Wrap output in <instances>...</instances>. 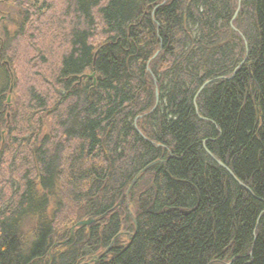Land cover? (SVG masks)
<instances>
[{
	"label": "trees",
	"instance_id": "trees-1",
	"mask_svg": "<svg viewBox=\"0 0 264 264\" xmlns=\"http://www.w3.org/2000/svg\"><path fill=\"white\" fill-rule=\"evenodd\" d=\"M40 1L0 29V264H264V0H63L24 71Z\"/></svg>",
	"mask_w": 264,
	"mask_h": 264
},
{
	"label": "rangeland",
	"instance_id": "rangeland-1",
	"mask_svg": "<svg viewBox=\"0 0 264 264\" xmlns=\"http://www.w3.org/2000/svg\"><path fill=\"white\" fill-rule=\"evenodd\" d=\"M40 2H41V4L36 7V10L38 9L39 12L42 11L41 14H39V12H38V15H44L43 19H41L42 22H39V23L37 22V23L33 24V26L30 25V28H28V33L26 35V36H28L27 37L28 40L24 39L22 41V43H20V44H18L16 42L13 43L14 52L16 53L15 55L18 57L17 59L21 61V64H22L21 67H23L24 71L26 70L27 67H29L28 64L32 62V61H29L30 55L31 56L35 55V54H31V53H34L36 49L39 51H43L44 54L49 56V60H50L49 64L51 65L52 63H54L56 61V57L60 53L62 46H63V43L61 42V40H62L61 36H63L62 34L65 32V30L62 28L63 26L61 25V22L67 21V17L65 16L66 15V4H65V2L63 0H41ZM43 3H46L45 5L50 7V9L48 10L47 9L48 7H46V9L44 8L45 10L41 9V6ZM18 12H19V10L17 8V5L14 4L13 0H0V29L2 30L3 26H7L9 28V30L13 32L16 26L13 24V21H11V17L17 16ZM234 17H235V15H234ZM33 18L36 19L37 17L34 16ZM43 22H45L48 25H46V24L42 25ZM36 28L37 29L42 28V30L44 29V31L43 32L42 31H39V32L35 31ZM54 29H57L59 31V35H60L58 37V40H56L55 44L52 43L53 37L50 36V31L54 32L55 31ZM31 35H34V37L32 36V38L36 39L35 43H33L34 40L31 39V37H30ZM0 38L2 39L1 36H0ZM38 40H39V43H37ZM35 53H37V52H35ZM49 64H48V66H49ZM48 66L46 68H48ZM14 98H16V100H17L16 96ZM14 98L11 95V100H14ZM11 107H13V101H11V103H10V108ZM9 116H10V114H9ZM84 220H88V219H84ZM124 236H125V234H124ZM124 240L125 241L129 240V237L125 236Z\"/></svg>",
	"mask_w": 264,
	"mask_h": 264
},
{
	"label": "water",
	"instance_id": "water-1",
	"mask_svg": "<svg viewBox=\"0 0 264 264\" xmlns=\"http://www.w3.org/2000/svg\"><path fill=\"white\" fill-rule=\"evenodd\" d=\"M239 3H240V2H239ZM238 11H239V9L237 10V12H236V14H235L234 19L237 17V15H238ZM234 29H235V28H234ZM7 65H8V63H7ZM94 76H95V73H93L92 75H84L83 77H81V79H82V78H94ZM94 82H95V81H94ZM12 90H13V87H11V92H12ZM7 103H8V106L10 107V103H11V95H9L8 100H7ZM8 117H9V115H8ZM132 186H133V185H131V187H130L129 191L127 192V194H129L130 191H132V190H131ZM94 222H95V220L92 219V218H90V219H88V220L80 221L76 226H74V227H72V228L70 229V233L73 234L75 230H77V229H79V228H81V227H84V226H90V225L93 224Z\"/></svg>",
	"mask_w": 264,
	"mask_h": 264
},
{
	"label": "bare ground",
	"instance_id": "bare-ground-1",
	"mask_svg": "<svg viewBox=\"0 0 264 264\" xmlns=\"http://www.w3.org/2000/svg\"><path fill=\"white\" fill-rule=\"evenodd\" d=\"M239 2L241 3V0H239ZM238 9L240 10V4H239V7H238ZM238 13H239V11H238Z\"/></svg>",
	"mask_w": 264,
	"mask_h": 264
}]
</instances>
